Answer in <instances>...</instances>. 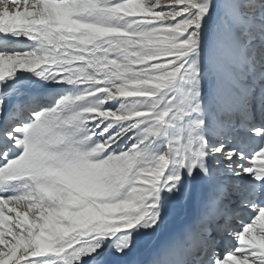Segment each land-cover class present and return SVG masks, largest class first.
Instances as JSON below:
<instances>
[{
	"label": "snow or ice",
	"instance_id": "6c2138e0",
	"mask_svg": "<svg viewBox=\"0 0 264 264\" xmlns=\"http://www.w3.org/2000/svg\"><path fill=\"white\" fill-rule=\"evenodd\" d=\"M0 264H264V0H0Z\"/></svg>",
	"mask_w": 264,
	"mask_h": 264
},
{
	"label": "bare ground",
	"instance_id": "6f19581e",
	"mask_svg": "<svg viewBox=\"0 0 264 264\" xmlns=\"http://www.w3.org/2000/svg\"><path fill=\"white\" fill-rule=\"evenodd\" d=\"M180 224V220H179V216L178 215H174L173 219H172V226L174 228L179 227ZM164 237H161V239H163Z\"/></svg>",
	"mask_w": 264,
	"mask_h": 264
}]
</instances>
